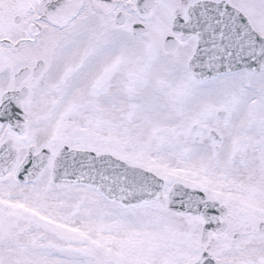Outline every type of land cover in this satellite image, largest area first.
I'll use <instances>...</instances> for the list:
<instances>
[{"label": "snow or ice", "instance_id": "1", "mask_svg": "<svg viewBox=\"0 0 264 264\" xmlns=\"http://www.w3.org/2000/svg\"><path fill=\"white\" fill-rule=\"evenodd\" d=\"M0 264H264V0H0Z\"/></svg>", "mask_w": 264, "mask_h": 264}]
</instances>
